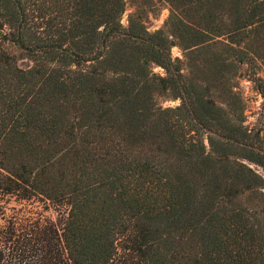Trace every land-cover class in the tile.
Instances as JSON below:
<instances>
[{"label": "trees", "instance_id": "16d2710c", "mask_svg": "<svg viewBox=\"0 0 264 264\" xmlns=\"http://www.w3.org/2000/svg\"><path fill=\"white\" fill-rule=\"evenodd\" d=\"M262 69L264 0H0V264H264Z\"/></svg>", "mask_w": 264, "mask_h": 264}, {"label": "rangeland", "instance_id": "374dc122", "mask_svg": "<svg viewBox=\"0 0 264 264\" xmlns=\"http://www.w3.org/2000/svg\"><path fill=\"white\" fill-rule=\"evenodd\" d=\"M130 13V10L128 9L123 17L122 23L124 25L127 24V18L128 14ZM169 16V9L166 5H161L160 10L155 16H150V19L148 21V28L151 31H155L159 28H161L165 21L167 20ZM172 54L174 58H181V51L178 47H173ZM32 63L25 59L23 61L19 62V65L23 68H26L27 66L31 65ZM155 73L164 75L165 72L161 67H155L154 68ZM261 76L264 79V69L261 70ZM241 92L243 94L245 103H246V115L248 119V124L253 125L258 122V120L262 117L261 114L264 112V99L259 94V92L256 90L255 85L248 79L244 78L241 80ZM160 102L164 107H174L179 105V101H171V100H164L160 99Z\"/></svg>", "mask_w": 264, "mask_h": 264}]
</instances>
